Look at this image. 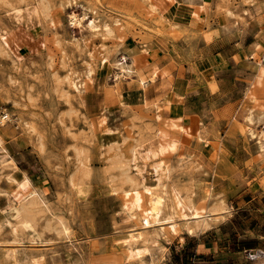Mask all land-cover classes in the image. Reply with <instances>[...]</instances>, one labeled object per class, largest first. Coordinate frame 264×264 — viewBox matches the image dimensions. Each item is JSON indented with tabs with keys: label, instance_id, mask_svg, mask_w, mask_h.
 Returning <instances> with one entry per match:
<instances>
[{
	"label": "rangeland",
	"instance_id": "rangeland-1",
	"mask_svg": "<svg viewBox=\"0 0 264 264\" xmlns=\"http://www.w3.org/2000/svg\"><path fill=\"white\" fill-rule=\"evenodd\" d=\"M262 1L210 0L204 17L210 28L217 19L232 21L245 38L264 30ZM152 3L158 13H151ZM166 3L172 6L173 0H0V29L13 51L0 43V209L8 211L10 204L28 209L26 216L8 215L17 235L9 224L0 225V264H264V153L249 136L244 118L252 108L251 126L264 128V87L256 90V102L247 98L255 66L264 64V56L233 57L226 49L214 60L209 55L214 48L199 39L196 26L175 21L177 9L180 14L184 9L176 3L166 11ZM33 6L39 9L34 20L10 19L13 8ZM85 13L96 20V31L71 24V15ZM104 36L109 58L131 48L134 61L129 63L137 69L138 49H174L178 66L188 68L186 80L177 83L179 90L169 86L159 94H146L150 84L140 89L136 74L116 81L117 67H100L101 55L94 61L88 54ZM241 65L249 68L247 80L238 81L232 93L226 85L217 94L207 75L215 70L229 83L230 75L245 69ZM73 80L84 81L81 92ZM126 92L132 96L123 106L119 93ZM138 92L148 104L137 102ZM166 100L171 105L161 110L159 123L156 106H165ZM232 101L234 108L227 103ZM175 119L190 137L169 128ZM158 128L179 140L177 151L159 158L170 171L165 189L176 188L212 214L209 225L193 224L195 235L179 227L178 235L162 236L160 226L143 227L126 219L122 209L124 190L131 189L125 178L135 176L128 165L130 148L157 141ZM23 172L46 205L36 196L25 198L32 188L22 190L9 180H21ZM145 176L155 185L151 169ZM75 183L86 188L84 199L76 197ZM24 222L35 230L24 229ZM132 229L143 232L138 246L148 249L141 262L126 259V248L115 241L127 238Z\"/></svg>",
	"mask_w": 264,
	"mask_h": 264
},
{
	"label": "bare ground",
	"instance_id": "bare-ground-1",
	"mask_svg": "<svg viewBox=\"0 0 264 264\" xmlns=\"http://www.w3.org/2000/svg\"><path fill=\"white\" fill-rule=\"evenodd\" d=\"M186 1L192 2V0H186ZM204 1H206V0H201V2H204ZM150 5H151V13H158V11H159V7H157L158 5L153 4V3ZM200 7L203 8V5H201ZM262 8L264 10V0L262 1ZM23 10H24V12H23ZM11 12L12 13L10 14L9 17L14 23L22 22V18L27 19V20H34L39 15V9L36 6L30 7L28 9L13 8L11 10ZM86 14H88V13H85L82 16L71 15V19H70L71 24L80 26L81 28L88 26L91 30L96 31L99 25L96 24V20L89 19L88 15H86ZM163 20H165V19H163ZM87 21H88V24H86ZM105 27H106V32H109L110 30L108 29V27L107 26H105ZM176 27H178V26H176ZM104 40H106V36L103 37L102 42H101L98 49L96 47H93V49L91 48V50L88 53L89 57L94 60V58L99 54V55H101L100 59H98V62H99L98 64L100 67H108L109 65L110 66L113 65V66L117 67L119 72L116 74V81H118L122 75L124 77L125 76L131 77V75L136 74L135 80H136L138 87H140V89H145L150 84V81H148L146 79L142 70L132 67L131 64L129 63L130 62L129 60L134 61L131 57L132 52H134L133 49H131V48L119 49L116 51V55H117L116 58L110 59L109 58V51H108V49H106V44H105ZM0 43L4 46L5 50L8 53H10V54L13 53L11 45L8 41L7 33L5 32L4 29H0ZM120 52H122V53H120ZM254 52L255 51H253V50L250 51V56H253ZM120 54L122 55L121 59H119ZM254 72H255V75H254L253 83L248 88V92H247V97L252 101V103L257 101V96L254 94V91L259 90V88H261L262 84H263L262 82H263V78H264V65L262 63H258L255 66ZM155 73L156 72H153L152 77H154ZM88 79H90L89 76H88ZM71 85L73 86V88L77 92H81L83 85H84V81L81 80L79 82L78 81L76 82L73 80ZM131 94L132 93H130V92H126L125 94L119 93V103L123 106L128 104L129 101L127 100V98H130L132 96ZM137 102L148 104V102L145 100V98L143 97V94L141 92L137 93ZM165 104H166L165 106H161V105L156 106V109H157L156 121L159 123L162 122V118H161V114H160L161 110L164 109V107L169 109L170 105H171L169 100H166ZM246 120L249 123V128H247V130L249 129V131H247V132H249V136L252 139L256 140L257 149L259 150V152L261 154H263L264 153V128L261 129L260 131H257L253 126H251L252 123L254 122L253 117H252V111H250L248 113ZM168 125L172 131L178 130L188 137L191 136V133L188 130H186L183 126L179 125L177 123V121L176 122L171 121V122H169ZM156 138H157V141H149L148 140L149 142L147 141L148 143L146 142V144L140 143V144L132 146L130 148L131 151L129 154V162H128L129 164L128 165L131 167V169L134 170L135 176L131 177V176L127 175L125 178V182L129 183L131 186L130 190H124L123 199H122L123 200L122 209L125 212L126 219H136L137 222H139V224L143 227H150L153 225L154 226L155 225L160 226L161 227L160 232L162 233V236H167V234L178 235L180 233L179 227H183L188 234L195 235L196 232L194 230L193 224L200 225V227L201 226L204 227V225L208 224L209 220H211L212 214L210 215V212L208 211V209L206 207H200L199 208V207L193 205V204H195V203H193L194 201L192 200L193 202H191V198H190V200H187L185 197H183V195L176 188H173L171 191H169L170 188L165 189L166 185L163 182L169 178V172L170 171H169V168L166 165V163L159 158L162 155L166 154L167 152L172 153V152L177 151L179 149V140L177 138L169 137L168 131L163 130L161 128L157 129ZM199 138H200V136H199ZM1 142H2V140H0V147H1ZM109 148L110 147L108 146V149ZM0 150H3V148H0ZM7 155H8L7 153H3L2 158H4V162H6L5 157ZM9 162H10V160H9ZM198 164H199L200 168L203 167V164L201 162H199ZM9 166H11V165H9ZM12 168H14V167H12ZM149 169H151V171L153 173V177H155V182H156L155 185H151L149 182V179L145 176V172ZM23 173H25V172H23ZM9 180L16 182L18 187L22 190L26 189L28 187L32 188L31 192L25 198H28V197L34 198L33 196H36L35 198H37L43 205H46V203L43 200L40 193H37L38 191L35 190L36 188L34 189V187H32L33 182L31 181V178L26 175V173L22 177L21 180H18L13 176H9ZM75 184H74V189H75L76 197H78L80 199H84L87 196L86 188L83 185H77V184L75 185ZM160 186L162 187L161 190L158 189V187H160ZM114 192L115 191H111V194H113ZM210 196H211V193L209 192L207 198L209 199ZM29 203H32V201H29ZM33 204H31V205H33ZM42 204H38V206L37 205L36 206L37 207H39V206L43 207ZM27 210L28 209L26 207H19V208L14 207L13 204H10V209L8 211H3L2 209H0V218L5 217V220L1 221L0 225H6V224L8 225L9 224L11 226L13 233L15 235H17V233L19 231L16 233V224H15V222L13 223L8 218V215L11 214V211H14L15 214H13V217L14 216L20 217L22 215L26 216L28 214ZM28 220H30V218ZM16 221L18 222V220H16ZM26 222H29V221H26ZM22 223H20V226L22 225ZM29 223H31V222H29ZM60 224H61V231L64 234L68 235L69 234L68 229L66 227H64V224L62 222ZM31 226L28 223L27 224L25 223L24 229L27 230V229L31 228ZM24 229H22V232ZM31 229H34V228H31ZM156 231H158V230H156ZM158 234H156V235H158ZM158 236H156V237H158ZM142 237H143V232L141 233L138 231V233H135L134 229H132V232L128 235L127 238H125V239L121 238L120 239L118 237L119 239L116 238L117 240H115V241L117 244H119L121 246L124 245V247L126 248V250H125L126 259L137 260V261L141 262V261H143L145 254L148 252L147 248H141L143 244L141 245V247H139L140 245L138 246V243L140 244V242L142 241L141 240ZM158 238H160V237H158ZM154 239L156 240L157 238H154ZM151 241H149V242H151ZM153 241H152V243H153ZM157 241H159V240H157ZM143 242H144V240H143ZM146 246L148 247L149 245H146ZM8 251H10V249ZM150 251H151V249H150ZM0 253H1V251H0ZM14 258H16V257H14ZM0 260H2V259H0ZM4 261H6V260H4ZM15 261H16V259H15ZM0 263H1V261H0ZM4 264H8V263H4Z\"/></svg>",
	"mask_w": 264,
	"mask_h": 264
},
{
	"label": "crops",
	"instance_id": "crops-1",
	"mask_svg": "<svg viewBox=\"0 0 264 264\" xmlns=\"http://www.w3.org/2000/svg\"><path fill=\"white\" fill-rule=\"evenodd\" d=\"M206 1L207 4L205 1L201 2V0H192V2H188L186 0H173L172 6H169L168 3H166V11L172 10L175 7V4L178 3L181 8L184 9V12L180 14V8H178L176 11L177 14L175 21L179 22V24L183 27L189 25L196 26L197 30L200 32V35L198 36L199 39L206 46L214 48V50H212L213 52L209 53V55L213 56L216 61L219 57L224 56V51L226 49L232 53L233 57L244 58L246 56H250V51L252 50L255 51L254 53L264 56V30L261 29L258 32L252 31L253 34L242 38V33H236L235 28L231 27L233 22L230 20L226 21L224 19L215 20L213 27L210 28L206 17H204L205 10L208 7L207 5L210 4V0ZM201 5H203V8L200 7ZM245 11L248 13L247 10ZM185 13H187V15H185ZM190 13L192 15H190ZM186 17L189 18L186 19ZM176 56L177 55L175 54L174 49L170 52L169 50H164L162 47L153 46L149 52L146 53H141L138 49L136 53L137 67L142 70L146 79L150 81L146 94H159L167 90L169 86L175 87L179 90L176 87L177 83L181 80H186V71L188 68H186V66H178L175 61ZM249 63L255 64V62ZM200 64L203 67L206 65L203 62H200L199 65ZM241 66L245 67L246 65ZM153 72H156L154 77H152ZM231 72H234L233 69H231ZM233 74L234 75H230L229 83H226V80H223L221 76H218L215 70L207 75V79L215 85L217 94L220 93L226 85H229V90L232 93V91L237 87V84L239 83L238 81L243 82L247 80L249 76V68L245 67V69L235 71ZM212 77L214 80L211 81ZM262 83L261 89L264 87V78ZM155 86H158L159 92H155ZM255 93L256 90L254 91V94ZM249 101L251 100L249 99ZM227 103L230 104L231 108L236 107L235 104H237L234 101ZM250 111H253L252 108L247 109V115L244 117L245 120ZM175 120H177V123L179 122L178 119Z\"/></svg>",
	"mask_w": 264,
	"mask_h": 264
}]
</instances>
